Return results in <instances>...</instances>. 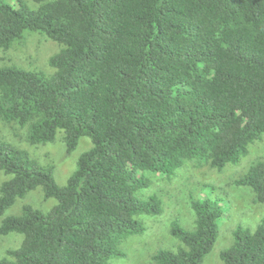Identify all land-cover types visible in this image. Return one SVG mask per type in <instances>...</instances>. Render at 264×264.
I'll use <instances>...</instances> for the list:
<instances>
[{
	"label": "trees",
	"instance_id": "1",
	"mask_svg": "<svg viewBox=\"0 0 264 264\" xmlns=\"http://www.w3.org/2000/svg\"><path fill=\"white\" fill-rule=\"evenodd\" d=\"M0 2V48L26 31L59 45L53 73L0 66V120L25 128L31 145L62 131L66 154L87 136L64 185L52 166L0 140V216L40 186L56 203H25L0 221L22 235L0 264H110L122 241L145 231L140 214L162 213L160 199L137 193L144 171L174 177L185 160L221 171L264 134V0H32ZM264 203V162L233 180ZM193 227L175 218L178 241L154 264H202L224 208L192 199ZM224 264H264V214L254 230L237 226Z\"/></svg>",
	"mask_w": 264,
	"mask_h": 264
},
{
	"label": "rangeland",
	"instance_id": "2",
	"mask_svg": "<svg viewBox=\"0 0 264 264\" xmlns=\"http://www.w3.org/2000/svg\"><path fill=\"white\" fill-rule=\"evenodd\" d=\"M30 8H36L32 0H21ZM17 6L19 0H0ZM59 45L36 31H26L21 41L14 42L9 48H0V66L15 65L25 70H38L45 74L53 73L48 65L49 57L57 52ZM0 140L15 147L26 149L31 156L43 165L52 166V174L57 184L64 185L67 177L76 167L79 155L91 146L87 136H81L76 148L66 154L62 141V131H57L55 140L45 144L31 145L25 140V128L16 124H6L0 120ZM264 162V134L248 146V152L237 163H228L221 170L207 165L197 167L193 160H185L176 170L173 178L167 179L158 173L144 171L149 178L148 187L141 189L137 196L146 199L149 195L157 196L162 205L158 215L140 214L136 216L145 226L140 235L125 238L120 246L121 255L113 256L110 264H154L151 256L160 248H173L178 239L172 237L168 229L173 219L177 218L185 228H192L194 213L190 207L192 199H216L224 208V214L218 222L215 242L204 256L202 264H224L219 253L231 245L232 232L237 226L254 230L264 214V203L251 202L252 192L247 186H236L233 180L245 173L256 161ZM8 176L0 171V184ZM56 199H44L40 186L31 190L7 208L0 216V221L7 215L19 214L23 204L47 212L56 203ZM22 235L10 232L0 234V257L9 247H17Z\"/></svg>",
	"mask_w": 264,
	"mask_h": 264
}]
</instances>
